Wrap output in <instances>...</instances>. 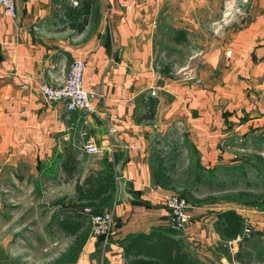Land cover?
I'll return each instance as SVG.
<instances>
[{"label":"crops","instance_id":"crops-1","mask_svg":"<svg viewBox=\"0 0 264 264\" xmlns=\"http://www.w3.org/2000/svg\"><path fill=\"white\" fill-rule=\"evenodd\" d=\"M13 1V17L0 7V264H16L13 248L42 247L48 233L51 244L59 235L74 238L59 221L75 219L70 201L84 177L105 172L112 181L102 210L112 213L113 228L98 245L101 262L126 264L122 243L129 235L165 228L170 191L153 178L158 164L168 182L166 168L178 152L189 162L194 157L201 171L234 165L236 143L264 130L252 121L264 108V0H236L239 11L228 16L225 0H94L80 32L64 14L78 0ZM73 59L84 63L83 87L99 94L88 113L39 93L40 84L62 81ZM185 66L195 69L197 83L179 78ZM146 96L157 98L151 118ZM88 141L97 152L84 150ZM215 212L190 207L178 234L208 262L229 264L213 229ZM235 212L243 229L264 231V211L263 219L259 211ZM85 226L82 247L91 251L96 238ZM236 249L225 247L229 257ZM19 260L32 261L25 253Z\"/></svg>","mask_w":264,"mask_h":264},{"label":"rangeland","instance_id":"rangeland-1","mask_svg":"<svg viewBox=\"0 0 264 264\" xmlns=\"http://www.w3.org/2000/svg\"><path fill=\"white\" fill-rule=\"evenodd\" d=\"M169 145L163 144L161 151ZM235 155L238 162L234 165L216 166L213 169L204 171L199 170L195 164L194 157L191 162L186 159L184 152H178L175 158H172V164H168L166 171L170 176L168 186L166 187L170 194H176L187 200L189 207H215V211L222 210L223 206L230 204L233 211L245 210L259 211L256 215L263 219L264 211V130L255 131L248 137H243L236 143ZM169 151V150H168ZM169 163V161H168ZM193 199L199 200L193 202ZM204 199V200H201ZM201 200V201H200ZM218 209V210H216ZM214 211V208L212 209ZM5 218L0 217V222ZM85 226V224H84ZM86 227V226H85ZM246 242L242 243V250L239 256L231 252L230 257H224L229 264H264V231L263 229H253L250 226ZM47 236V235H45ZM42 242V247L19 249L13 248L12 261L20 263V253L30 256L32 261L27 260V264H102L101 256L103 252L95 247L93 250L83 248L84 240L87 238V231H81L74 238L59 235L56 241L51 244V234ZM55 236V235H54ZM48 240V241H47ZM191 251L195 257L205 258L195 246L191 245ZM45 248L42 250V248ZM190 248V246H189ZM100 251V252H99ZM210 252V250H208ZM205 251L207 255H211ZM214 257V256H213ZM199 260V259H198ZM206 260V258H205ZM204 264H212L213 261ZM26 261V262H27ZM202 261V260H200ZM216 263L221 264L220 261Z\"/></svg>","mask_w":264,"mask_h":264},{"label":"trees","instance_id":"trees-1","mask_svg":"<svg viewBox=\"0 0 264 264\" xmlns=\"http://www.w3.org/2000/svg\"><path fill=\"white\" fill-rule=\"evenodd\" d=\"M93 2L94 0H78L76 3L65 7L64 14L68 20V25L75 32H80L86 25ZM178 32L181 31H176V33ZM174 39L176 41L181 40L178 36H175ZM156 104L157 98L153 96H146L142 102L149 118L153 116ZM161 173L158 164L153 178L161 185H168V180ZM111 181L112 176L108 172L101 174L99 177H92L89 174L82 181L83 188L76 186V198L70 201V204L74 205L77 211L75 219L64 217L59 221V225L67 234L76 236L86 223V217L82 212L83 207L88 206L93 212L103 211L102 208L108 203L107 192L110 190ZM192 201L198 202L199 200L193 199ZM56 202L60 203L62 201L57 200ZM213 229L222 241L233 239L242 234L243 220L232 209H222L215 212ZM178 232L180 231L171 229L165 224V228L162 229L153 227L148 231L129 235L122 243V255L126 264H204L194 256L189 248V243ZM95 238V247L98 248L102 237ZM246 238L242 237L238 242L239 248L235 253V257L240 255L242 243L246 242ZM220 244L219 248L222 249L223 256L228 258L229 254L227 255L225 250L226 246Z\"/></svg>","mask_w":264,"mask_h":264},{"label":"built area","instance_id":"built-area-1","mask_svg":"<svg viewBox=\"0 0 264 264\" xmlns=\"http://www.w3.org/2000/svg\"><path fill=\"white\" fill-rule=\"evenodd\" d=\"M236 0H225L222 14L228 16L231 11L237 12L239 8L235 6ZM244 2L245 0H241ZM0 7L6 16L15 15V5L13 0H0ZM229 55V52H226ZM84 63L80 59H73L67 69V73L62 81L55 86L40 84L39 93L46 102H60L67 111H81L88 113L92 110V102L95 97L99 96L97 89H86L83 87ZM179 78L186 83H197L198 77L195 69L191 66H185L177 71ZM261 84H264V77ZM154 94V92H152ZM255 127L264 126V108H259L257 115L252 119ZM112 131V129H109ZM87 153L98 151L97 146L88 141L84 145ZM164 204L168 209L166 224L174 230H182L190 221V207L186 199L176 194H167L164 197ZM82 212L86 217V224L89 225L88 235L90 237H102L106 242L113 228V215L108 210L93 212L90 207L85 206ZM249 228L245 227L240 236L233 239L222 241V244L231 249L235 242L240 241L242 237H247Z\"/></svg>","mask_w":264,"mask_h":264},{"label":"water","instance_id":"water-1","mask_svg":"<svg viewBox=\"0 0 264 264\" xmlns=\"http://www.w3.org/2000/svg\"><path fill=\"white\" fill-rule=\"evenodd\" d=\"M126 197H128V195L125 193L124 191V181L123 179H119L118 180V200H123Z\"/></svg>","mask_w":264,"mask_h":264}]
</instances>
